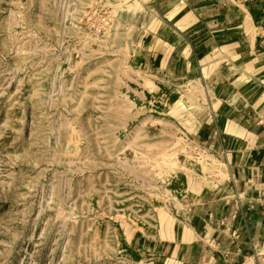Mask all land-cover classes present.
Masks as SVG:
<instances>
[{
    "label": "rangeland",
    "instance_id": "374dc122",
    "mask_svg": "<svg viewBox=\"0 0 264 264\" xmlns=\"http://www.w3.org/2000/svg\"><path fill=\"white\" fill-rule=\"evenodd\" d=\"M190 2L0 0V264H188L225 176L196 130L242 99L195 68ZM241 27L251 95L264 20Z\"/></svg>",
    "mask_w": 264,
    "mask_h": 264
},
{
    "label": "crops",
    "instance_id": "0c3cea01",
    "mask_svg": "<svg viewBox=\"0 0 264 264\" xmlns=\"http://www.w3.org/2000/svg\"><path fill=\"white\" fill-rule=\"evenodd\" d=\"M190 1L193 32L198 31V47L193 51L195 68L202 74L203 70L208 71L207 80L212 82L216 77L227 80L229 70H240L241 82L231 80L241 88L242 99L223 117L210 115L196 130L200 146L217 158L225 176L210 177L209 182L217 186L200 195L191 207L198 234L184 244L186 261L264 264V32L259 35L258 48L262 63L258 64L257 76H253L256 92L251 95L246 88L248 78L244 77L249 67L248 59L244 58L248 56V47L244 46L247 36L241 30L240 42L230 41L233 39L230 32L242 29L250 15L264 20V0ZM222 46L225 51L218 59L200 62ZM238 54L240 58L236 60ZM172 58L169 54L168 64L170 60L175 62ZM180 65L176 68H185L184 61Z\"/></svg>",
    "mask_w": 264,
    "mask_h": 264
}]
</instances>
